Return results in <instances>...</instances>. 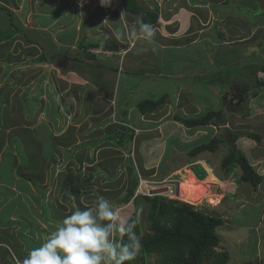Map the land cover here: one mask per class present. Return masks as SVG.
Wrapping results in <instances>:
<instances>
[{
	"label": "crops",
	"instance_id": "crops-1",
	"mask_svg": "<svg viewBox=\"0 0 264 264\" xmlns=\"http://www.w3.org/2000/svg\"><path fill=\"white\" fill-rule=\"evenodd\" d=\"M122 1L112 0L111 6L102 7L99 0H0V7L6 9H0V264H22L29 249L39 246L65 216L90 206L88 191L113 203L117 196L110 193L120 192L127 180L125 175L117 186H111V178L123 167L120 164L131 156L137 169L143 167L146 174L147 169L158 167L167 142L173 139L189 146L197 139L206 141L225 134L222 129L226 128L257 135L259 141L241 136L236 146L263 177L252 192L246 189L248 196L243 197L247 192L241 190V199L250 203L247 198H251L252 204L258 205V195L264 192V120L259 122L256 117L264 116V88L255 89L256 95L247 97L241 106L236 96L251 82L244 75L248 55L242 58L235 50L233 61L224 66L213 60L219 44L214 41L206 45L213 19L209 28H202L201 20L206 19L200 14L206 6L201 5L202 0H179L185 4L177 12V28L157 24L163 15L168 17L164 9L169 0H133L158 15L151 40L139 34L142 20L125 11ZM208 15L213 17L210 5ZM243 26L250 30L249 36L255 31ZM194 45L201 51L197 61L183 60L181 71L156 74L164 83L174 81L172 96L162 92L164 104L156 111L141 113L138 104L159 100L153 95L133 103L130 97L131 90L139 89L141 95L157 85L152 72L161 64V58L154 49L174 53ZM83 46L87 47L86 57L81 55ZM94 49L111 55L89 52ZM169 55L164 61L171 68L180 60ZM195 65L199 69L196 74L192 72ZM216 68L235 71L228 78V88L236 89L235 96L205 82L204 76L212 75ZM257 79L264 81L263 76ZM162 85L158 91L166 88ZM206 111H222L226 125L187 128L173 120L174 115L187 119ZM128 135H133L132 140ZM168 148L172 154L178 153L186 167L201 166L202 175L216 181L210 184L212 187L221 194L227 191L224 204L232 209L236 185L230 177L221 181L222 160L210 156L216 152L190 157L193 148ZM70 172L73 183L77 177L83 179L80 184L84 189L78 195L62 187V180ZM88 181L91 184L85 186ZM45 209L51 211L49 218Z\"/></svg>",
	"mask_w": 264,
	"mask_h": 264
},
{
	"label": "rangeland",
	"instance_id": "rangeland-1",
	"mask_svg": "<svg viewBox=\"0 0 264 264\" xmlns=\"http://www.w3.org/2000/svg\"><path fill=\"white\" fill-rule=\"evenodd\" d=\"M222 1L223 0H202L201 5L206 4L205 8L202 9L203 11L200 12L201 15H203V16L206 15V19L201 20L204 24V26H202V28H204V29L209 28L210 21L214 18H216L218 21H219V19H220V21H222V19H224L223 22H216V24L214 25L215 28H213L212 30L209 31L211 33H209L210 34V36H208L209 41L206 42V45L214 43V41H215V43L217 42V36H219L217 30H218L219 25H223L225 23L234 25L233 22L230 21L231 18L227 17L223 13L227 9L226 7H228V6L224 5L223 7L222 6L217 7V5L220 4ZM238 1L242 6H245V8L248 7L247 5H249L248 0H238ZM179 2H180L179 0H169L168 1L167 6H165L166 10L164 9L165 12L167 11L168 17L166 19H165V15L160 17V19L158 20L159 22L157 23L158 25L159 24L165 25V23H167V25L169 27L171 26V24H173V26L177 28V25H178L177 20H179L178 19L179 16L177 15V12H179L181 10V7L183 9L184 5H182V4H185V2H180V3ZM191 2L197 3L196 0H191ZM163 4H164L163 1L161 3H159L161 11L163 9ZM207 5H208V7H207ZM209 5L211 6V10L213 12V15H212L213 17L208 15ZM235 9L236 8H232L231 10L237 11ZM191 12H193L192 9H191ZM214 12H219V15H216ZM160 14H162V12H160ZM194 14H195V12H194ZM197 15H199V14H197ZM0 16H1V14H0ZM240 22H241V20H240ZM239 28L241 29L242 27L239 26ZM252 28L254 30L256 29L255 24ZM224 29L226 30V28H224ZM241 30H242V32L239 35L249 36L250 30L249 31H248V29H245V30L241 29ZM226 33H228L229 35H226L221 40L227 41V40H230L229 36H231V38L232 37L234 38L235 37L234 35H236L234 33H231L230 31H227V30H226ZM253 33H254V31L252 32V35H253ZM235 49H237V53L242 58L244 57L243 54L247 55V52H244L245 51L244 49H241V48L240 49L235 48ZM98 50H100V49H98ZM154 50L157 53V55L159 56V58H161V64L158 66V68L155 71L152 72L155 75L156 74L165 75L166 73H176L178 71V69L181 67L180 63L183 60L185 61L188 59V63H190L194 60L197 61V59H199L198 56L201 53V51L198 50L197 45L189 47L188 49H185V51H182V50L177 51V52L175 51L174 53L172 51L169 52L168 50H162V49H154ZM227 53H228V50H226V49L220 50L219 49L213 55V60H215L216 63L219 62V65L224 66L223 63L227 64L228 62L233 61L231 59V55H229ZM169 54H172V56L170 57ZM206 54H208V53H206ZM166 55H169V57L172 59H179L180 61L178 60L179 62L176 63V65L174 67H171L172 69L168 68L165 66V61H164V57ZM190 59H192V60H190ZM207 60H208V57L205 60V62H207ZM16 66H19V64H16ZM205 67L206 68L209 67L207 63H206ZM193 68L194 69L193 70L191 69V70L193 73L196 74L197 71L199 70L197 68V65H195ZM222 68H221V70H222ZM246 68H248V69L245 70V72L246 71L247 72L244 73V75L246 77L248 76L249 80H251V77H253L255 75V73H253L254 72V70H253L254 66H252V64H248V66ZM221 70H220V68H216L215 73L212 72V75L211 74L205 75L204 79H205L206 83H209V82L213 83L215 85L216 89L221 88L224 91V90L229 89L228 87H230V85H231V78L230 79H228V78H229V76L232 77V75H234L235 71H233V70L230 71L227 69H226V71L225 70L221 71ZM179 71H181V69H179ZM236 73H238L239 76H241L240 70H237ZM262 76H263L262 73L257 74V77L261 78ZM154 79H155V82L157 83V85H153V86L148 87L145 91H143V93L141 95H140L141 90H139V89H137L135 91L131 90L130 97H131V101H133V103L139 102V100L141 98L151 99L155 95L157 96V98L159 97L158 99L160 100V98H161L160 95L162 94V92H166L169 96H172L173 91L175 90L174 81H172V82L166 81L164 83L163 82L164 79L158 78L157 75L154 77ZM241 79L244 80L243 76H241ZM159 84H163L162 87L163 88L166 87V88L158 91L157 88H160ZM249 84H250V82H249ZM119 91L121 93L120 87H119ZM251 96H252V94L247 95V97H251ZM143 99H141V100H143ZM262 99H264V96L262 97ZM221 100L224 102L225 97L223 96V98H221ZM155 101H157V100H155ZM215 104H216V102H215ZM238 105H240V103ZM256 119L259 122L263 121L264 116H257ZM222 130H224L225 132H228V130H230V129L226 128V129H222ZM208 131H209V134H211L213 132L210 129ZM230 131H232V130H230ZM232 132H235V131H232ZM210 139H212V138L210 137ZM210 139L206 140V141H205V138L197 139L194 142H192V144L189 146L188 145H182L181 142L176 141L175 139L169 140L167 142V151L165 152L161 163H159L158 167L147 169L146 174H145L143 167L142 168L139 167V169H137L132 157L129 156L125 160V162L120 164L123 166V167H121V171L117 172L116 176L111 178V186L115 187L120 183V180L123 176H125V175L127 176V180L125 181V185L120 188V190H119L120 192H118L116 194V193H114L116 191L115 190L113 193H110V195L113 194L114 196H117V199L114 200L113 205L120 207V209H118V210L120 212L121 218L125 221L126 219H128L131 216L132 213H134L136 211L138 216H139L141 232L145 233L148 230V223L146 222V215L148 212V204L142 198L143 195H138L137 198H134L136 195V194H134V195H132L131 199L129 200V202H128L129 204L128 203L125 204L123 202V199L125 197V194L127 192V189L129 187L131 180L136 179L138 181V186L140 184V181H142V182L145 181L146 184L142 183L140 186L141 188H143L144 193H146V191H145L146 185H147V188L149 190L150 189H152V190L162 189V190L158 191L157 196H160L162 198L164 197L166 200H171L173 202L181 203V202H178L176 200L170 199L172 196H168L167 194L171 193L170 191L174 190L175 183H178V182H183V183H187V184L190 183L191 175L186 170H184L182 167H184V168L188 167V169L194 174V176L196 178L200 179V177L202 176L203 178L200 179V180H202V181H200V183H203L205 179H209L208 177H205V175L204 176L202 175L203 168L201 166H198V165L196 166L194 164L193 166H187L186 167L185 163L183 162L181 157L178 155V153L172 154V152L170 151V148H168V145L174 146V147L176 146L177 148L182 149V151H183L187 147H190V149H191L195 145L197 146L201 143H205V142L207 143L210 141ZM128 150H130V146H129ZM174 152H176V151H174ZM227 153H228V147L226 144L223 143V144H219L216 153L211 154L210 156L216 161H218V160L221 161L227 155ZM21 157H22V155H20V158ZM219 167H220V165H219ZM122 168H123V170H122ZM128 169H131V172H129ZM136 169L139 171V173L136 172L137 171ZM176 169H178V170H176ZM220 170H221V172H223L222 174L224 175V170L221 168H220ZM173 171H174V173H173ZM62 172L64 173V174L62 173L63 176H65L66 170L63 169ZM74 173H76V172L74 171ZM70 174H72V173L70 172ZM240 175H241L240 169L238 167H234L230 170L227 177H225V175H224L223 178H221V181H223V180L230 177L232 183L236 185V191H235V193H233L235 197L232 196V198H234L232 209H230L229 207L226 208V206L224 204L225 199H226V194H227V191L225 192L224 190H223L222 198H221V202H220L221 204L219 202L218 203L217 202H215V203L207 202L204 199V197H205L204 195H208L207 191L204 192L206 194L201 196V198L198 199L195 204L192 202H188V204H191L189 206H191L193 209H195L199 212H203L209 216H218V217H221L223 219V224L216 229V233L220 237V243H219L218 248L215 249V251H217V252L226 251L229 254V261L227 264H264V192L262 193L261 197H259V195H258V198H259L258 203H257L258 205H255L256 203L252 204V202L250 201V200H252L251 198H247L250 203H248L245 198L241 199V190H242V193H243V191L247 192V190H250L252 192L253 187L249 183L241 182L239 180ZM6 177H8V176H6ZM66 177H67V175H66ZM64 180H62L63 182L61 183L62 187L64 186ZM82 180L83 179L81 178L80 181H82ZM88 182H90V183L88 184ZM88 182L84 183V185L89 186L91 184V181H88ZM215 182H216L215 180L210 178L209 182L206 181V184L209 185V184L215 183ZM216 186H218V184ZM222 186H224V185H222ZM165 187L168 188V191L163 189ZM110 188H112V187H110ZM237 188H239V193L237 191ZM88 192H89V197L86 198V200H87V204L91 205L98 198V196L96 194H94L92 191H88ZM110 192H111V190H110ZM138 192H140V191H138ZM221 192L222 191H220V193ZM150 196H153L151 194V192H150ZM245 196H248V192H247V194L243 193V197H245ZM80 197L81 196H79V198ZM83 197H82V199L84 201ZM110 197H112V196H110ZM209 201H210V199H209ZM210 202H212V201H210ZM218 204H220V205L218 206ZM214 206H218V207L213 208ZM50 212L51 211L49 209L44 210V213L46 214L47 218H49L48 216L51 214ZM55 224H56V222H55ZM118 233H119V235H121L120 232H118ZM113 239H114V236H113ZM1 246H3V245L0 244V247ZM145 262H146V264H161V259H160L159 255H155V254L154 255H148ZM131 264H140V263L137 261V259H135L133 262H131Z\"/></svg>",
	"mask_w": 264,
	"mask_h": 264
},
{
	"label": "trees",
	"instance_id": "trees-1",
	"mask_svg": "<svg viewBox=\"0 0 264 264\" xmlns=\"http://www.w3.org/2000/svg\"><path fill=\"white\" fill-rule=\"evenodd\" d=\"M122 5L125 11L138 15L143 24L154 25L157 22L158 15L139 6L136 1L123 0ZM0 9L6 10L1 7ZM85 51H87V47L83 46L81 55L84 57L87 56ZM262 69L264 71V68ZM263 85L264 82L261 81L260 86ZM247 90V86L243 88V91L246 92ZM163 101L162 99L157 101L145 100L138 104V109L141 113L153 112L164 104ZM173 120L187 128L207 126L219 128L226 125V119L222 111H206L201 116L187 119L174 115ZM128 136L127 138L132 140L133 135ZM241 136L259 141V137L253 133L228 130L225 135L219 133L209 142L193 148L189 156L192 157L202 152L214 153L217 151L218 145L224 143L228 147V153L222 159L220 167L224 170L225 177L228 176L232 168L238 167L241 171L239 180L243 183H249L256 189L263 182V177L256 173L244 154L237 148L236 141ZM124 138L125 140L127 139L125 136ZM76 179L77 182L73 183L72 174H68L64 181L63 189H70L72 194L78 195L83 186L80 184L79 177ZM137 186L138 181L136 179L130 181L123 199L125 204L129 202ZM142 198L148 204L146 215L148 230L145 233L141 232L139 216L136 211L126 221L135 223L134 230L141 243V248L136 258L140 264H146L147 256L154 254L160 256L161 264L228 263L229 254L226 251H215L220 243V237L216 233V229L223 224L221 217L209 216L193 209L189 206L191 204L173 202L157 195L153 197L142 196ZM113 242L117 244L127 243V235L122 233L119 235L116 232Z\"/></svg>",
	"mask_w": 264,
	"mask_h": 264
},
{
	"label": "clouds",
	"instance_id": "clouds-1",
	"mask_svg": "<svg viewBox=\"0 0 264 264\" xmlns=\"http://www.w3.org/2000/svg\"><path fill=\"white\" fill-rule=\"evenodd\" d=\"M99 3L109 7L112 0ZM139 34L151 40L155 29L150 24H141ZM94 51L89 50L102 54ZM134 229L135 223L125 222L112 202L98 197L90 206L65 216L39 246L29 249L22 264H131L141 248ZM117 231L127 235V243L113 242Z\"/></svg>",
	"mask_w": 264,
	"mask_h": 264
},
{
	"label": "flooded vegetation",
	"instance_id": "flooded-vegetation-1",
	"mask_svg": "<svg viewBox=\"0 0 264 264\" xmlns=\"http://www.w3.org/2000/svg\"><path fill=\"white\" fill-rule=\"evenodd\" d=\"M248 4H249L247 5L248 7L245 8V6H242L238 0L236 1L223 0L220 4L217 5V7H221V6L223 7L224 5L228 6L226 7L227 8L225 10L226 12L224 11L223 13L227 17L231 18L230 21H232L234 24L232 25L225 23L223 25L218 26L217 31L219 36H217V42L219 44L218 48L220 50L230 49V53L232 57H234L233 54L235 53V50H237L235 48H239V49L243 48L245 50L244 52H247L248 63L254 66L253 73H255V75L251 77L250 80L251 82L250 85H247L248 90L246 92L250 91L251 94L255 93L256 95L257 91H254L255 89L258 88L257 90L259 91L260 89L262 90L264 88V85L260 86L261 82L258 81L257 79L258 73L259 74L262 73L264 78V71H262L263 70L262 68H264V9L260 10V5L256 2V0H248ZM232 8H236L235 10H237L238 12L232 11L231 10ZM214 13L216 15H219V12H214ZM223 20L224 19L220 21L219 19L218 21L216 18H214L213 21L211 22L210 30L215 28L214 25L216 24V22H223ZM239 24L242 27L241 29L244 30H245V27L243 26L244 24L250 27H253L255 24L256 29L253 35L250 36L239 35L242 32V30L239 28ZM223 27L226 28L227 31L236 34L234 35L235 37L231 38V36H229L230 40L227 41L221 40L226 35H229L228 33H226V30ZM237 54H235L236 57ZM235 90H236L235 88H229L226 91V94H231L235 96L234 94ZM243 93L240 91L236 95L237 98H239L238 101H240V104H243V102H245L246 101L245 99L247 98V94H243Z\"/></svg>",
	"mask_w": 264,
	"mask_h": 264
},
{
	"label": "bare ground",
	"instance_id": "bare-ground-1",
	"mask_svg": "<svg viewBox=\"0 0 264 264\" xmlns=\"http://www.w3.org/2000/svg\"><path fill=\"white\" fill-rule=\"evenodd\" d=\"M184 170H186L191 175L190 183L187 184L183 182H178L179 184L178 195L175 196L174 193L170 191L171 193L167 194L168 196H172L170 199L184 203L192 202L195 204L196 201L201 198V196L206 194L204 192L207 191L208 195H204L205 196L204 199L207 202L209 203L220 202L222 198V194L220 193V191L218 192V189L216 187L215 188L212 187V185H210L209 183H208L209 185L206 184V181L209 182L210 178L205 179L203 183H200V181L202 180L196 178L188 168H184ZM209 199L212 202H210Z\"/></svg>",
	"mask_w": 264,
	"mask_h": 264
},
{
	"label": "built area",
	"instance_id": "built-area-1",
	"mask_svg": "<svg viewBox=\"0 0 264 264\" xmlns=\"http://www.w3.org/2000/svg\"><path fill=\"white\" fill-rule=\"evenodd\" d=\"M94 52L103 53V54H105L107 56L111 55V53L110 52H107V51L95 50ZM142 183H145L146 184L145 181L144 182L140 181L139 186L135 190V194H136L135 196H138V195L149 196L150 195V190L147 188V185L145 186L146 193H144L143 188L140 187ZM138 191H140V192H138Z\"/></svg>",
	"mask_w": 264,
	"mask_h": 264
},
{
	"label": "water",
	"instance_id": "water-1",
	"mask_svg": "<svg viewBox=\"0 0 264 264\" xmlns=\"http://www.w3.org/2000/svg\"><path fill=\"white\" fill-rule=\"evenodd\" d=\"M256 2L260 5V10L264 9V0H256ZM163 189H165V190L168 191V188L167 187H165ZM160 190H162V189L151 190V194L153 196H156V195H158L157 193ZM178 191H179V184L178 183H175L174 190H173L175 196L178 195Z\"/></svg>",
	"mask_w": 264,
	"mask_h": 264
}]
</instances>
